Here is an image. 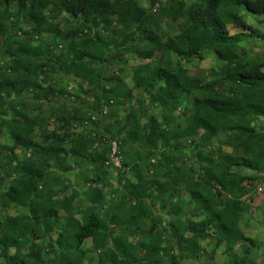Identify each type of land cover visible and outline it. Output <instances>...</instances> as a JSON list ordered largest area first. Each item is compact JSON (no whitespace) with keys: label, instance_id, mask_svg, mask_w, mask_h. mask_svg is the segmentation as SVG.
Instances as JSON below:
<instances>
[{"label":"trees","instance_id":"trees-1","mask_svg":"<svg viewBox=\"0 0 264 264\" xmlns=\"http://www.w3.org/2000/svg\"><path fill=\"white\" fill-rule=\"evenodd\" d=\"M163 2L147 0L144 9L136 0L0 1V158L18 148L31 152L16 167L8 164L9 175L17 177L12 183L0 173L5 264H178L180 259L212 264L217 253L221 264H264V243L246 238L240 227L249 212L245 196L264 180V56L247 47L250 41L264 43V0ZM49 8L69 16L68 32L48 24ZM21 19L38 38H64L68 58L51 61L54 43L40 39L33 46L29 32L16 36L20 27L11 22ZM231 28L237 33L230 35ZM207 55L216 68L190 74L186 66ZM56 65L63 80L77 83L76 93L67 83L42 85L41 76ZM114 66L127 73L131 89L114 75ZM133 91L147 103L138 102L118 120ZM30 92L37 110L48 99L73 101L42 118L31 115L23 101ZM149 109L142 125L140 114ZM77 126L82 133L74 135ZM95 132L118 141L121 150L148 151L145 157L136 153L133 165L125 154L128 163L119 179L133 173L135 183L104 193L99 185L108 151L91 149ZM35 134L42 146L35 145ZM186 155L197 169L181 161ZM68 158L86 159L96 173L85 193L72 189L67 195L60 175L71 171ZM147 170L149 179L143 175ZM108 195L118 200L107 206L108 223L118 231L100 219ZM81 197L87 208L77 217L73 204ZM146 201L159 212L153 214ZM135 234L142 238L137 245L129 241Z\"/></svg>","mask_w":264,"mask_h":264},{"label":"rangeland","instance_id":"rangeland-1","mask_svg":"<svg viewBox=\"0 0 264 264\" xmlns=\"http://www.w3.org/2000/svg\"><path fill=\"white\" fill-rule=\"evenodd\" d=\"M51 1L53 3H55L57 0H51ZM136 1L144 9L148 8L147 0H136ZM165 1L166 0H164V2ZM185 2L188 3V1H185ZM158 6H159L158 4H155L152 7L151 12L154 14L157 13V10L159 8ZM53 13H52L51 8H49L45 12V17L47 18L48 24H50L52 26H56V28H58V30L61 31L60 33H62V34H65L66 32H68L71 25H72L70 23L69 16L66 15L65 13L61 12V11L58 12V15L55 13L53 14ZM11 23H17V25H19V27H20L19 30L16 29L14 31L15 32L14 34L16 36L19 37L22 32H29L30 33V39L32 41L33 46H35L40 41V39L44 41L45 45H50V43H54V46L50 47V49H49V51L51 52V55L48 57V59H50L51 61H53L54 59H56L58 57L59 58L62 57V55H66V58H68V53L65 50L66 41L64 38H62L60 40L57 37L52 36V35H47V36H43L41 38H38L37 35H35L33 32V26L30 23L26 24L24 19H21L19 22L12 20ZM249 24L251 26L254 25L253 22L252 23L249 22ZM259 31L263 33V30H259ZM229 33H230V35H233V34L237 33V30L234 28L233 29L231 28L229 30ZM247 45H248L247 47L254 52L253 55L264 56V43H262L261 41H257V42L256 41L255 42L250 41ZM253 45H255V46H253ZM1 64H2V58L0 57V66H1ZM57 66L58 65L52 66L54 68L56 67L55 70H53V68L50 67L48 70V73L46 75L43 74L41 76L40 81H42V85L45 87L49 83H51V85L53 83H56V84L58 83V85H61V83H62V85L64 86L67 83L68 88L71 89V90H69V89L68 90L71 91L72 93H76V88L78 87L77 83L74 82L72 78H69L67 80H63V77L61 76V74L57 72ZM216 66L217 65H216V62L214 61V59L211 56L207 55L203 62H200V63L199 62H193L191 65H189V66L187 65L186 67L188 68L190 74H196V73L207 74V73H209V71L212 68H216ZM112 72L117 77L119 76L120 78L125 80L126 84L128 85V87L130 89L132 88L129 80L126 79L127 73H126V75L124 74V72L121 74L120 72H118V69L115 66H114V68H112ZM107 73H109V72L107 71ZM133 96H134V99L132 100L131 103H126L124 106H120V108H119L120 112H119V115L117 118L118 120H121L132 109L136 110L137 107L139 106L138 102L144 103L143 106L147 103L146 99L143 96H141L140 93L133 91ZM11 100H12V98H11ZM23 101L28 102V109L30 110L31 115L34 116L35 114H38L42 118H48V116L51 113L57 114L58 111L63 109V106H65V105L68 106L69 103H71L73 101V98H61V100L58 98H54V100L48 99L47 102L45 101L44 103H42L40 105L39 110H37L38 103L34 102L32 100V92H30L29 95L27 97H25V100H23ZM88 101H91V98L85 99V102H88ZM9 105H11V102H8V106H7V111H8V115H9L8 117L11 118L12 116H14V113L9 108ZM153 110L157 111L159 109H158V107H155ZM81 112H82V116L84 118L85 117L84 110L83 111L81 110ZM83 112H84V114H83ZM151 112H152V109H149L146 114H140L141 115L140 116V123L142 125L146 124L148 114H150ZM97 116L94 115L95 120L97 119ZM51 120H53V119H51ZM72 131H73L72 133L74 135L82 133L81 132L82 129L80 128V126H77ZM35 132H37V131H35ZM36 134L38 135V133H36ZM36 134L34 135L35 136L34 143L36 146H40V145L42 146L43 145L42 139H41V137L37 136ZM94 136L98 137V138H97L96 142H94L93 145L91 146V149L92 150H100L102 148H106L107 151H109V147H110L109 145H111V141L113 142V140H110L109 137L104 135L103 133L97 134L95 132ZM116 142L118 143V141H116ZM1 143H2V145H7V140H5V138H2ZM188 150H189V147H186L185 152H188ZM119 151H120L121 157L123 159V163L127 162L125 160V154H129L133 157V162L129 163L130 165L132 163L138 162V160L135 157L136 153L145 157L147 152H148L147 150L139 149L136 146H127V147H124L123 150H121V147H120ZM122 151H123V153H122ZM124 151H125V153H124ZM107 154H108V152H107ZM30 155H31L30 151H23L21 148L14 150L12 152V154L7 151L6 158L3 159V161H2V158H0V173H2V174L6 173V175L7 174L9 175V173L7 171V166L10 162H11V167H16L17 162H19V163L24 162L25 160H27L30 157ZM12 157L13 158L15 157L14 158L15 160L12 159V161H11ZM191 159H192V156L186 155L185 158H182L181 161H183L186 164V166H188V167L196 166V163L194 162V160H191ZM150 162L151 163L153 162V158L150 160ZM150 162H147V163H150ZM67 164L70 165L71 171L68 173L60 175L62 177V181L65 184V186L69 187V189H70L67 192V195H70V191L72 189H75L80 193H85L89 187V184H91V181L95 178V175H96V173L93 172L92 166L89 165L88 161L84 158H68ZM195 168L197 169V166ZM104 170L106 171V174L103 177L104 179L102 178L101 184L99 186L103 187L101 189L104 191V193H106V195H107V191H109V190L117 191L116 189H118V187L121 186L122 183H123V185H126L127 183H135L133 173H126L124 175L123 179L120 180L119 179L120 177L118 176V172H114V171L109 170V169H104ZM150 171H151V169H150ZM53 172L55 174H59L60 170L57 171V168H54ZM97 175L99 177H102V174L100 172H97ZM143 175L146 177V179H149L152 177V172L148 171V172H145ZM16 178L17 177L15 175H9L6 178V181L10 184ZM106 184H108L110 187H106V190H105ZM259 189H261V191H259ZM59 197H60L59 194L55 195V198H59ZM117 201L118 200L113 195L106 196V202L99 212L100 219L103 222H105L106 224H108V227L112 231L117 230V228L108 223L109 215L107 213V206L108 205H114L117 203ZM243 203L246 207H248L249 212L245 216L244 220L242 221V223L240 225L241 231L244 233L246 238L264 243V180L258 181L255 183V186L253 188L251 195L245 196ZM145 204L149 209H151L153 214H157L159 212L158 207L155 206L152 208L149 201H146ZM73 206H74L73 215H75L77 217H79L83 213L85 208H87V205L84 202V198H82V197L79 199H76ZM64 217H65V215L63 213L59 214L58 218H59L60 222L64 219ZM165 219H166L165 220V224H166L169 221V219H167V218H165ZM59 229H60V227L57 226V230H59ZM168 234L169 233H167V235ZM166 236L163 237L164 241H167ZM141 240H142V238H141L140 234H135L129 238V241L133 245H137V243L141 242ZM205 243L212 245V243L209 241H206ZM90 245L91 244L88 243V244H86V247L88 248V247H90ZM207 249L209 250V248H207ZM209 252H210V250L208 251V253ZM89 256L92 257V255H89ZM222 260H223L222 256L219 253H217L215 260H213L212 264H221ZM86 264H88V263H86ZM178 264H211V262H209V259H205L201 262H198L196 260L180 259Z\"/></svg>","mask_w":264,"mask_h":264},{"label":"built area","instance_id":"built-area-1","mask_svg":"<svg viewBox=\"0 0 264 264\" xmlns=\"http://www.w3.org/2000/svg\"><path fill=\"white\" fill-rule=\"evenodd\" d=\"M102 113H103L102 115H105L106 111L103 110ZM93 120H95L94 117H93ZM109 146L110 147H109V151L107 154L108 156H107V160L104 163V167L105 169H109L114 172H118V174H120L122 172L123 159L119 151V145L116 141H113V142L111 141V145ZM125 172H127V170H125ZM259 191H261V189H259Z\"/></svg>","mask_w":264,"mask_h":264},{"label":"clouds","instance_id":"clouds-1","mask_svg":"<svg viewBox=\"0 0 264 264\" xmlns=\"http://www.w3.org/2000/svg\"><path fill=\"white\" fill-rule=\"evenodd\" d=\"M0 264H5V262L2 258H0Z\"/></svg>","mask_w":264,"mask_h":264}]
</instances>
